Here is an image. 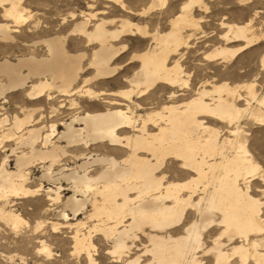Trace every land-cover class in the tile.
<instances>
[{"label":"bare ground","instance_id":"6f19581e","mask_svg":"<svg viewBox=\"0 0 264 264\" xmlns=\"http://www.w3.org/2000/svg\"><path fill=\"white\" fill-rule=\"evenodd\" d=\"M70 1L83 4L89 13L78 15L80 19L68 35L54 34L41 41L46 48L42 59L32 55L16 63L8 59L0 62V100L7 93L29 87L25 97L30 101L50 102L57 94L66 98L78 95L97 103V107L105 104L107 108L75 114L63 124L62 133L56 124L36 126L43 120L39 107L22 108L23 117L16 115L7 130L1 131L8 118L0 120V152L5 154L0 164V220L12 230L22 224L21 216L8 207H13L14 200L35 198L44 191L43 184L29 187L31 169L40 164L44 172L41 179L54 185V189L46 191L52 206L61 202L62 183H67L73 192L57 219L68 221L70 215L66 213L70 212L77 221L81 212L92 208L87 219L97 220L94 226L84 222L52 224L54 233L68 226L75 229V252L88 264H98L93 258L96 236H102L112 246L107 256L115 264H202L197 254L203 250L204 237L217 231L219 235L210 250L215 251V264H264V176L243 142L247 135L242 140L241 128L246 119L264 128V96H256L253 84L233 88L227 83L206 81L187 101L179 102L189 77L182 58L206 20L194 15L195 7L207 14L202 0L187 1L170 20V28L159 19L151 32L143 19H136L138 23L131 19L166 7L167 0H151L140 13L122 0ZM22 2L0 0L3 18L13 25L0 24V39L13 40L11 28L21 27L32 18ZM96 3L104 8L115 7L123 15L118 20L99 17L106 14L104 10L90 12ZM95 19L98 20L92 23ZM237 24H218L219 30H224L218 36L223 44L201 55L204 61L221 64L264 37L254 34L249 22ZM69 35L77 36L85 48L91 47L90 56L87 51L71 54L66 44ZM135 35L148 40L149 46L142 53H132L123 66L117 61L127 51L124 38ZM234 43L240 46L229 48ZM195 52L198 51L190 54ZM87 56V64L82 65ZM135 64L133 75L123 79L126 90L106 93L94 89L119 75L122 67ZM88 72L91 75L85 77ZM2 76L8 79L6 83ZM154 88L168 90L169 103L142 115V102L151 99L142 98ZM240 88L246 90V97L239 93ZM240 101L245 102V107L238 105ZM70 102L77 108L75 100ZM224 133L229 136L222 139ZM13 140L17 147L8 149L4 144ZM104 145L123 151L126 158L119 161L88 153L93 146ZM75 148L84 151L70 154L68 149ZM9 151L11 154H6ZM71 155L79 165L67 169L61 160ZM14 157L16 165L11 169L10 158ZM94 167H102L97 176H91ZM256 182L263 188L255 192ZM190 218L192 222L186 224ZM147 238L149 246L143 242ZM41 251L50 255L46 246Z\"/></svg>","mask_w":264,"mask_h":264},{"label":"rangeland","instance_id":"374dc122","mask_svg":"<svg viewBox=\"0 0 264 264\" xmlns=\"http://www.w3.org/2000/svg\"><path fill=\"white\" fill-rule=\"evenodd\" d=\"M122 1L125 6L132 8V10H135L136 13H140V11L146 9L151 4V0ZM187 1L189 0H167L165 5L166 7H163L158 11H151L143 17H134L135 19H131V22L138 23V19L141 21L143 19V25H145L147 30L151 32L155 28V22L161 19L162 25L166 28H170V20L179 13L181 6ZM201 2L207 7L208 11L206 14L203 12V9L199 11L198 8H194V11L196 12H194L195 17H206V20L200 24L196 35L189 42V45L192 47L186 50L182 58L184 70L186 66L185 75L186 77L189 75V77H187V87H182L181 91V93H184L185 95L181 97L179 102H183L185 100L187 101V99H189V97L192 96L196 90H198L201 83L206 81L215 82L214 84L227 83L233 88L245 87L246 85L253 84L254 93L258 98H262L264 96V37L249 49L237 53L232 58H227L221 64H210L204 61L202 56L213 51V47L223 44L221 40H218V36L224 32L223 29L219 30L218 24L223 21L229 24L238 23L237 25H244L249 22L251 23L254 34L260 37L264 36V0H202ZM22 4L26 12L31 14L32 18H30V20L21 27L11 28V35L14 37L13 40L4 41L3 39H0V62L8 59L9 61L16 63L18 59L24 57L28 58L32 55L38 59H42L46 56V48L41 41L49 36H54V34L60 36L68 35L73 27V24L80 19L79 16L81 12L89 13V10H87L83 4H78L77 2L73 3L70 0H23ZM96 10H104L106 14L99 17L106 18L108 20H118L123 15V13L117 8H104L99 3H96L94 9L90 10V12L95 13ZM96 20L98 19H95L92 23ZM35 23L38 24L37 28H35ZM0 24L13 26L10 20H5L3 18V12L1 9ZM211 32L212 34H210ZM138 36L139 35L124 38L125 40L123 44L127 46V51L120 55L119 60L117 61L119 64L124 66L127 58L130 57L132 53L139 54L148 48L150 42H148V40H142ZM67 38L66 44L68 45L67 48L71 54H76L81 51L88 52L91 48H85L84 45L79 42V38L75 35H69ZM239 46L240 44L234 43L230 44L229 48H238ZM193 50L198 52L191 55L190 52ZM88 54L90 56L91 52H88ZM87 59L88 56L83 59L82 65L87 64ZM136 66L137 64L127 65L124 68L122 67V69L118 71L119 75L104 84L95 86L94 89L98 92L104 91L106 93L126 90L128 86L124 83L123 79L126 76H132L134 73L132 70H135L133 67ZM22 73L27 74V70L22 69ZM90 75L91 72H88L85 77H89ZM205 75H207V77ZM190 77L191 79H189ZM184 79L186 78L184 77ZM1 80L5 83L8 81V79L3 76L1 77ZM34 81L35 80H33V82ZM190 88H192L191 91H189ZM28 89L29 87H26V89L24 88L23 90L7 93L4 98L0 100V120L8 118L9 121L5 124L4 129L1 131L10 128L9 125L16 115L23 117L21 110L25 107L26 109L41 108L40 114L43 115V120L36 125L37 127L45 125L49 127L52 124H56L59 126L58 130L60 133L64 131L63 124L69 123L75 114L80 113L82 115L85 113L102 112L107 108V105L105 104H101V106L97 107L95 105L97 103H90L86 99L78 97V95L66 98L55 94L56 98L50 102L46 101V99L30 101L25 97V92ZM150 91H148L142 98H151L147 102H142L144 110L139 111L142 115H145L153 110H160L164 105L169 103L168 90L165 91L154 88ZM239 93L246 97V90L244 88H240ZM107 98L109 99V97ZM70 100L76 101L78 109L70 106ZM238 105L240 107H245V102L240 101L238 102ZM253 106H256V104L254 103ZM209 125L215 126L212 122H209ZM217 127L221 126L217 125ZM241 128L243 131L242 140L244 138L243 135H247L245 136L243 142H245L246 146L253 155L254 160L260 166L261 175L264 176V128L254 125L253 123L247 121V119L242 122ZM228 136L229 135L227 133H224L222 139ZM16 143L17 141L13 140L9 143H5L4 145L9 149L10 147H17ZM59 145L65 146V144ZM68 151L72 155H78L84 150L83 148H75L68 149ZM88 153L114 157L119 161L127 156V154L123 151L112 148L108 145L93 146ZM6 154L10 155L11 153L9 151ZM72 155L61 160L63 161L62 165H65V167L68 166L67 169H73L79 165V162L76 161ZM4 156L5 154L1 151L0 164ZM10 160V168L14 169L16 159L14 157L10 158ZM82 162H84V160L81 161V163ZM39 165L40 164H34L31 169L32 179L29 187L34 188L43 184L45 187L44 191L40 193V196L35 198L14 200L15 203L12 204L13 207H8V209L14 210L16 214L21 216L24 220L22 224L19 225V228L12 230L10 226H7L0 220V264H88L82 256H78L75 252L74 241L72 239L75 229H71V227L68 226V228H62L54 233L52 224L58 222L76 225L80 222H84L88 223V226H94L98 224V221L95 219L94 221L87 219V216H89L92 212V208L88 207L87 211H84L83 213L81 212V215L77 217V221L72 219L70 212L66 213L67 215H70V219L68 221H63L59 218L57 219V213L65 209L66 200L73 194V192L67 183H62L63 190L61 202L58 205L52 206L51 202L48 201L46 191L48 188L54 189V185L41 179L44 172L41 167L42 165ZM91 170V176H97L101 172L102 167H94ZM253 188L256 192L257 189L263 188V185L260 182H256V185H254ZM256 195L259 198H262L260 193H256ZM190 222H192V218L188 219L186 224ZM147 232L149 233L150 231L147 230ZM217 233L219 235V232L217 231L209 234V238L206 236L204 237V247L202 250L204 254L202 251L197 254V258L201 260L202 264H215L213 257L215 251L211 253L210 250L214 248L213 242L218 237ZM143 240L145 246L150 245L148 238ZM94 245L96 246V252H93L95 255L93 258L96 260V263L115 264L113 263V260L107 256V251H110L112 246L106 242L102 236H96L94 238ZM43 246L49 248L50 255L41 251ZM208 252H210V254H207Z\"/></svg>","mask_w":264,"mask_h":264}]
</instances>
